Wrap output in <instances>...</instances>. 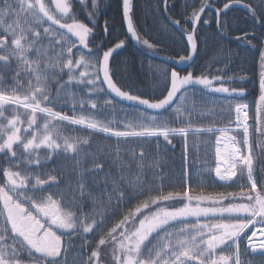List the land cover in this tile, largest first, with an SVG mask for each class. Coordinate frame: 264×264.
I'll use <instances>...</instances> for the list:
<instances>
[{
    "label": "trees",
    "instance_id": "obj_1",
    "mask_svg": "<svg viewBox=\"0 0 264 264\" xmlns=\"http://www.w3.org/2000/svg\"><path fill=\"white\" fill-rule=\"evenodd\" d=\"M72 5L73 15L88 33L85 52L106 73L110 86H105L95 101L86 105L84 116L77 110L42 107L119 134L186 130L189 133L119 139L81 125L49 119L57 135L39 136L35 132L43 121L39 114L22 112L19 106L0 100V187L17 182L18 196L28 205L52 200L60 214L93 224L89 233L80 231L65 240L63 257L46 262L21 234L14 232L4 218L0 201V221H5V224L0 222L4 256H9L11 263L94 264L100 257L103 261H112L114 257L121 264H142L138 252L145 242L132 261L119 247L113 249L104 241L107 238L114 241L117 235L122 240L133 233L137 221L159 207L176 211L187 204L184 198L188 195L235 197L222 206L240 204L242 209L255 213L256 203L246 196L249 188L245 177L226 185L216 180L214 170L217 130L234 126L238 105H248L255 153L258 158L264 153L257 142L264 133V102L260 108V125L256 121L264 72V0L131 1L132 23L141 49L146 51L141 43L145 41L153 46L152 53L178 59L188 57L190 51L173 23L183 33L190 34L201 8L209 5L220 12L218 16L209 10L201 18L196 31V61L190 69L177 71L181 75L211 78L212 91L190 85L178 93L171 106L161 110L150 105L167 97L171 72L175 69L142 54L132 44L124 25L123 0H87L85 4L73 0ZM8 20L17 26L12 18ZM7 37L0 33L5 44L11 42ZM1 48L0 93L23 103L20 95L29 90L30 84L15 57ZM112 49L115 50L110 52ZM53 83L54 80L50 89ZM111 88H115L118 96ZM123 97L146 105L124 102ZM200 130L211 132H197ZM26 133L29 137L26 142L31 139L32 144L23 146L21 137ZM8 138L11 148H3ZM13 145L23 149L18 152L13 150ZM260 170L258 188L264 193V167ZM167 198L174 200L156 205ZM142 207L148 210L128 224L126 221ZM227 217L218 218L224 221ZM246 220L240 227L245 226ZM115 243L118 242L112 244Z\"/></svg>",
    "mask_w": 264,
    "mask_h": 264
},
{
    "label": "rangeland",
    "instance_id": "obj_2",
    "mask_svg": "<svg viewBox=\"0 0 264 264\" xmlns=\"http://www.w3.org/2000/svg\"><path fill=\"white\" fill-rule=\"evenodd\" d=\"M78 1L81 4L87 2V0ZM72 4L73 0H0V33H5L7 38L11 39L10 45L0 39L1 50L6 49L11 56L15 57V60L19 62V68L27 78V83L30 84L29 90L24 92V95H20V98L24 99L23 103L15 102L11 97L1 93L0 100L8 102L11 106H19L23 110L22 112L39 114L43 119L35 130L39 136L49 137L56 134L54 125L50 123L49 119L67 121L119 139L139 136H169L170 133H174L173 131H152L119 134L91 126L88 122L79 123L65 114L48 111L47 108L42 107V105H50L66 111L77 110L78 114L84 116L87 114V104L90 101H95L105 86H110L106 73L93 63L90 53L85 52L87 51L84 46L86 43L85 34L88 33L82 22L73 15ZM9 18H12L13 22L17 24L16 27L10 23ZM141 43L147 52H154L153 46L149 43L145 41ZM171 73L173 77L171 76L170 92L164 100L158 104L150 105V108L161 110L171 106L178 93L190 85L200 86L211 91L214 87V81L211 78H200L189 74L181 75L177 71ZM52 80H54V86L50 89ZM111 91L118 96L115 88H111ZM242 107L243 105H238L234 111L235 123L233 127L217 130L219 134L215 151L214 176L217 181L226 185L233 183L239 177H245L246 185L250 191L246 193V196L252 197L256 203L255 213L253 210L242 209L240 204L217 207L187 203L181 208H177L176 211L159 207L155 209L156 212L146 214L137 221L133 233L128 234L122 240L117 235L114 237V241L107 238L104 242L108 245L111 244L113 249L119 247L124 252L123 254H126L132 261L135 260L136 252L145 242L138 252V258L141 259L142 264H264V254L252 253L250 244V237L255 230L264 228V193L257 189L255 181V179L259 180L260 168L264 167V153L259 158L255 153L250 132L252 124L249 108L247 110L249 112L247 121L249 140L247 144L244 143L245 136L240 132L241 127L237 124L239 121L237 111ZM199 132L211 131L200 130ZM187 133H189L187 130L176 132L178 135ZM28 138L27 133L22 134L21 140L25 142L23 146L32 144L29 143L32 141L31 139L26 142ZM229 140L237 143L242 156L246 158L245 162L238 165L235 173L231 174L226 173L227 165L222 154L223 144ZM54 141L62 143L58 139ZM257 142L264 152V133ZM10 143L11 138H8L4 142L3 148H11ZM22 149L21 146L13 145V150L20 152ZM17 187H19L17 182L3 184L0 187V201L4 218L17 234L19 231L13 221L16 213L14 215L8 213L9 207L5 204L7 197L12 200L13 205L17 204L28 213V216L36 218L46 230L56 233L64 241L74 233L81 231L87 234L92 230L93 224L88 223L86 219L81 221L73 216L60 214L58 206L52 200L28 205L18 196ZM252 188L257 190L256 196L253 195ZM195 212H205L207 217L198 218L199 216ZM257 212L260 213L259 217L255 216ZM219 216H228L224 219L223 225H220ZM174 220L175 222H173ZM245 220V226L248 227H240V224ZM1 223L5 224V221ZM151 235L152 239L147 240ZM114 242L118 243L114 245L112 244ZM3 248L4 246L0 244V264H31L26 261L11 263L9 256H4L3 250L5 251V249ZM194 259L196 262L193 261ZM107 263L121 264L114 257H112V261H103L100 257L94 264Z\"/></svg>",
    "mask_w": 264,
    "mask_h": 264
},
{
    "label": "water",
    "instance_id": "obj_3",
    "mask_svg": "<svg viewBox=\"0 0 264 264\" xmlns=\"http://www.w3.org/2000/svg\"><path fill=\"white\" fill-rule=\"evenodd\" d=\"M131 1L132 0H123V17H124V25H125V29H126V33L127 36L129 38V40L132 42V44L137 48V49H141L140 46V40L139 37L136 33V29L133 25V20H132V16H131ZM215 11L214 8H212L209 5L204 6L203 8H201V11L198 13V15L195 17V22H194V28L192 29V33L190 34H185L182 31H180V27L177 23H173L174 28L183 35V37L186 39L185 41H187L188 43V47H189V56L188 57H182V58H170V57H163L160 56L158 54H154V53H149L144 50L141 49L142 54H145L153 59H156L157 61H161L162 63H166L167 65L169 64V66H171L172 68H174L176 71H184L186 69H190V67L194 64V62L196 61L197 55H198V47H197V42H196V31L199 25V22L201 20V18L203 17V15L209 11ZM218 13V11H217ZM261 88H262V95L260 97V99H258V104H257V123L258 125H260V118H261V104L264 102V72H263V77L261 79ZM124 102L127 103H131V104H136V105H146L145 103L136 100V99H132V98H126L123 97L121 98ZM139 136V135H137ZM248 198H252L249 197ZM236 199L235 197L233 198H215V197H210V196H198V197H191V196H186V198H184L185 201L189 202V203H193V204H200L203 206H220L230 200H234ZM174 199H163L161 201H158L156 203V205L158 204H162V203H167V202H171ZM12 203V200L10 198L7 197V199L5 200V204L8 206H10ZM146 210H148V207H142L139 210H136V213L134 215V217L128 221H126L128 224L131 223V221H134L136 218L140 217L141 215L144 214V212H146ZM20 213L19 216L21 214L24 213V210L21 209L20 207H18V205H13L10 206V209L8 210V213L11 214H15V213ZM31 218L27 217L25 219H23L21 221L22 225H26L27 221L30 222ZM37 225H39V223H37ZM260 228L256 229L254 234L250 237V242L254 241L257 237V234L259 232ZM127 231L126 226H124L123 228V232L125 234V232ZM120 238V236L118 237ZM251 252L254 254H261L260 248L259 247H251Z\"/></svg>",
    "mask_w": 264,
    "mask_h": 264
},
{
    "label": "flooded vegetation",
    "instance_id": "obj_4",
    "mask_svg": "<svg viewBox=\"0 0 264 264\" xmlns=\"http://www.w3.org/2000/svg\"><path fill=\"white\" fill-rule=\"evenodd\" d=\"M255 181L257 184V189H259L258 179H255ZM249 200H253V198H250ZM195 213L199 216L198 218L204 219L205 217H207L205 212L203 213L195 212ZM19 214L20 213L18 212L15 214L14 219H13L14 224L18 228L19 234H21L23 238L27 240L30 248L34 252L38 253L41 256V258H44L46 260V262L57 260L63 257V253L65 251L64 245L66 244L63 239L57 236L56 233H53L50 230H46L43 224L38 222L36 218L34 217L30 216L31 218L30 222L27 221L25 226L22 225L21 221L28 216V213L25 211L24 214L20 216ZM37 223H39V225H37ZM223 224H224V221H221L220 225H223ZM195 260L196 259H194L193 261Z\"/></svg>",
    "mask_w": 264,
    "mask_h": 264
},
{
    "label": "bare ground",
    "instance_id": "obj_5",
    "mask_svg": "<svg viewBox=\"0 0 264 264\" xmlns=\"http://www.w3.org/2000/svg\"><path fill=\"white\" fill-rule=\"evenodd\" d=\"M214 12L217 13V10L215 9ZM198 13H197V15H198ZM219 14H220V12L218 11L217 15L219 16ZM131 16H132V14H131ZM194 22H195V19H194ZM218 32L220 33L219 29H218ZM220 35L224 36L221 33H220ZM196 42H197V40H196ZM197 47H198V45H197ZM189 75H191V74H189ZM244 109H246V108H239L237 112H238L239 117L241 118V121H239V126H241L242 130L246 132L247 131V125H246L247 118H246ZM222 154L224 155L225 164L227 165V168H226V173L227 174H231L232 172L235 173L238 165H240V163H242V162H245V160H246V158H244L242 156V153H241L240 149L231 140H229V141L225 142V144H223ZM226 175H224V176L226 177ZM252 187H254L253 184H252ZM256 237H257L256 240L250 242L251 247H259L260 251H261V254H264V228H261L259 230V232H258Z\"/></svg>",
    "mask_w": 264,
    "mask_h": 264
},
{
    "label": "crops",
    "instance_id": "obj_6",
    "mask_svg": "<svg viewBox=\"0 0 264 264\" xmlns=\"http://www.w3.org/2000/svg\"><path fill=\"white\" fill-rule=\"evenodd\" d=\"M173 77V76H172Z\"/></svg>",
    "mask_w": 264,
    "mask_h": 264
}]
</instances>
